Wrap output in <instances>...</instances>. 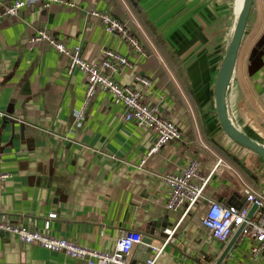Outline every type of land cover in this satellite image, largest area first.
I'll return each instance as SVG.
<instances>
[{
    "label": "crops",
    "instance_id": "0c3cea01",
    "mask_svg": "<svg viewBox=\"0 0 264 264\" xmlns=\"http://www.w3.org/2000/svg\"><path fill=\"white\" fill-rule=\"evenodd\" d=\"M14 1L0 0V14ZM67 1L74 6L40 1L0 16V109L8 115L0 118V174L10 175L0 193L1 214L97 250H113L124 231L158 236L163 227L171 233L153 239V246H163L156 264H216L234 235L220 244L204 228L207 204L241 206L246 185L264 195V159L229 138L216 108L217 79L244 0ZM93 11L124 23L143 52L108 33ZM42 28L68 48L80 44L89 63L100 64L107 48L128 58L131 66L115 80L140 90L148 106L178 125L181 138L149 155L157 134L125 122V107L99 88L77 128L87 78L80 71L68 76L69 58L48 42L30 48ZM137 75L151 86L136 83ZM227 109L234 125L264 146V0H253ZM191 160L211 177L205 198L185 215V209H167L164 177L181 173ZM243 243L252 263L250 239L238 238L229 254ZM154 255L143 243L130 264ZM0 264L81 263L0 232Z\"/></svg>",
    "mask_w": 264,
    "mask_h": 264
},
{
    "label": "built area",
    "instance_id": "2783aa9c",
    "mask_svg": "<svg viewBox=\"0 0 264 264\" xmlns=\"http://www.w3.org/2000/svg\"><path fill=\"white\" fill-rule=\"evenodd\" d=\"M42 2L45 7L52 3H62L74 6L67 0H15L12 4L3 8L0 16H16L24 8H29ZM98 16L105 30L114 35H119L129 43L134 50L143 52L138 40L130 34L128 28L120 20L109 14L93 11ZM46 41L60 54L69 58L67 75L73 76L76 71L82 72L87 78L85 101L82 108L76 112L74 125L80 128L85 118V111L97 89L110 93L115 103L125 107V122H133L140 128L152 130L157 134V140L149 155L159 151L170 142L181 138L178 125L164 118L157 107L148 106L144 101V94L133 86H123L115 80L122 67L131 66L128 58L112 49L103 50V60L100 64H92L82 57L81 45L68 48L67 45L54 38L46 28L39 29L31 38V49L36 44ZM136 83L151 86L149 78L137 75ZM7 113L0 109V118L7 117ZM221 163V161H219ZM8 173L0 174V193L4 189L5 182L9 179ZM210 175L205 176L201 172L197 160H191L187 167L179 174H170L164 177L170 194L166 204L168 210L177 212L185 209L188 214L199 202L205 198V191L210 182ZM246 196L245 204L241 206L225 205L218 201H211L203 212L201 222L220 244H227L231 237L241 229L240 240L250 239L253 241L251 255L254 258L264 256V195L253 190L249 185L244 186ZM253 208L255 210L252 212ZM51 218L56 215L52 214ZM46 228H50L48 222ZM0 232L17 237L20 243L39 245L51 252L64 254L66 257L76 260L81 264H130L135 250L143 244L144 236L135 230L124 231L116 242L113 250L91 249L76 241L58 238L47 233L29 229L26 226L15 224L1 214L0 206ZM167 234L171 232L166 230ZM165 247V245H164ZM154 256L148 257L145 264H156L163 246H150ZM222 264H226L224 261Z\"/></svg>",
    "mask_w": 264,
    "mask_h": 264
},
{
    "label": "water",
    "instance_id": "95a60500",
    "mask_svg": "<svg viewBox=\"0 0 264 264\" xmlns=\"http://www.w3.org/2000/svg\"><path fill=\"white\" fill-rule=\"evenodd\" d=\"M253 4V0H244L243 8L239 15L235 32L230 43L229 49L223 61L217 83H216V108L219 117L220 124L224 130V132L231 138L234 142L238 143L242 147H245L252 152L261 156L264 159V146L255 142L249 136L244 134L239 128H237L234 123L232 122L227 109V92L229 89V85L235 70L236 62L239 55V50L241 47L243 35L245 32L247 20L250 15L251 7ZM208 201L206 202V204ZM255 210L253 208L252 212ZM159 228V227H157ZM159 235L152 236L156 233L155 230L151 231L150 233L144 234L143 243L148 245V249L150 250V246L152 245L153 239L162 240L160 235H162L166 229L159 228ZM241 233V229L238 230L234 236L232 237L231 241L229 242L228 246L223 251L222 255L216 262V264H222L223 261L228 256L229 252L236 244L239 236ZM163 241V240H162Z\"/></svg>",
    "mask_w": 264,
    "mask_h": 264
},
{
    "label": "rangeland",
    "instance_id": "374dc122",
    "mask_svg": "<svg viewBox=\"0 0 264 264\" xmlns=\"http://www.w3.org/2000/svg\"><path fill=\"white\" fill-rule=\"evenodd\" d=\"M245 246L246 243H243L239 246L238 253H234V252L230 253L229 257L226 259L227 264H264V256H262L261 258L259 257V260L254 258V261L252 263L251 261H247L244 256Z\"/></svg>",
    "mask_w": 264,
    "mask_h": 264
}]
</instances>
